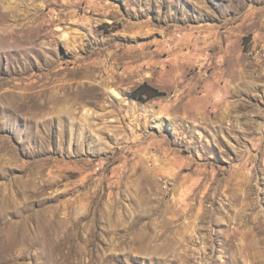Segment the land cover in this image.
Here are the masks:
<instances>
[{
	"label": "rangeland",
	"instance_id": "obj_1",
	"mask_svg": "<svg viewBox=\"0 0 264 264\" xmlns=\"http://www.w3.org/2000/svg\"><path fill=\"white\" fill-rule=\"evenodd\" d=\"M0 264H264V0H0Z\"/></svg>",
	"mask_w": 264,
	"mask_h": 264
},
{
	"label": "trees",
	"instance_id": "obj_2",
	"mask_svg": "<svg viewBox=\"0 0 264 264\" xmlns=\"http://www.w3.org/2000/svg\"><path fill=\"white\" fill-rule=\"evenodd\" d=\"M139 91H142V93H141L142 95L137 94ZM158 94H160V93H158L157 89H155V88H153L147 84H142L137 89H135L133 91V96L135 98H143V96H145V98L150 99L154 96H157Z\"/></svg>",
	"mask_w": 264,
	"mask_h": 264
}]
</instances>
